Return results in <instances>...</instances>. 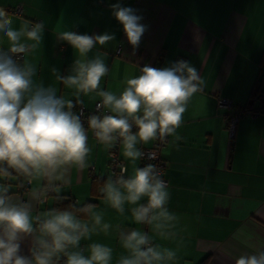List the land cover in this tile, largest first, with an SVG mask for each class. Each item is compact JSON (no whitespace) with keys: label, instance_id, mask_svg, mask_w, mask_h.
Returning <instances> with one entry per match:
<instances>
[{"label":"clouds","instance_id":"1","mask_svg":"<svg viewBox=\"0 0 264 264\" xmlns=\"http://www.w3.org/2000/svg\"><path fill=\"white\" fill-rule=\"evenodd\" d=\"M109 7L137 50L148 27L143 17L119 2ZM44 30V21L15 26L13 15L0 6V264H180L178 247L157 242L179 235L180 218L168 208L169 185L157 164L137 166L156 159L138 146L168 137L180 141L177 130L194 95L204 91L205 79L181 59L161 68L145 64L138 75H125L120 90L105 89L101 84L110 68L99 48L115 34L60 30L56 37L73 49L74 60L65 73L50 68L53 82L46 85L35 59ZM58 86L70 94H60ZM84 97L95 102L87 126ZM89 133L105 151L119 147L131 164L130 172L121 164L102 178L99 188L103 203L122 217L116 225L96 204L79 199L40 207L50 194L55 203L69 200L61 187L72 169L91 166ZM14 185L24 188L27 198L16 195ZM113 231L122 249L115 258L113 247L93 240ZM235 264H264V248L240 255Z\"/></svg>","mask_w":264,"mask_h":264},{"label":"crops","instance_id":"2","mask_svg":"<svg viewBox=\"0 0 264 264\" xmlns=\"http://www.w3.org/2000/svg\"><path fill=\"white\" fill-rule=\"evenodd\" d=\"M117 2L136 9L148 26L135 51L111 15L109 6ZM18 4L21 15L11 11ZM0 6L13 15L17 27L21 20L45 22L42 50L35 59L38 78L46 85L53 82L50 68L65 73L74 60L73 49L56 37L60 30L115 34L114 41L99 48L107 53L110 68L101 84L105 89L120 90L125 75H138L145 64L161 68L183 59L196 67L206 87L194 95L184 113L177 130L182 139L173 142L168 137L160 151L167 163L168 208L180 218L179 235L173 241L157 242L178 247L180 264H235L240 255L264 248V112L242 117L230 141L224 120L227 110L217 105V97L246 105L255 80L264 79V0H0ZM58 87L60 94H70ZM83 99L84 107H93L94 101ZM250 103L259 107L257 100ZM89 144L93 145L91 166L72 169L68 183L61 187L69 200L55 203L50 194L40 207L79 199L96 204L105 220L116 225L122 217L103 203L99 192L102 178L106 179L107 151L91 133ZM119 156L130 172L131 164L124 161L120 149ZM13 191L27 198L19 185ZM125 215H129L127 205ZM115 237L113 231L93 240L113 247L115 258L122 252Z\"/></svg>","mask_w":264,"mask_h":264},{"label":"built area","instance_id":"3","mask_svg":"<svg viewBox=\"0 0 264 264\" xmlns=\"http://www.w3.org/2000/svg\"><path fill=\"white\" fill-rule=\"evenodd\" d=\"M11 11L15 15H20L21 11H22V7H21V5L18 4L15 7H13V9ZM217 105L219 107H222V108L227 110V112L224 116V120H225V127H226V131H227V136H228V139L230 141H232L234 139L236 126H237L238 121L243 116H254V115H256V112H254V111H247V110H244L242 107L233 105L232 101L228 98L217 97ZM83 111H84V118H85V126H87L86 125V117L95 111V103L91 109H87L86 107L83 106ZM134 131H135V129H134ZM166 140H164V141H159V140L153 141V142H150V145L147 147H143V146H139V147H142L148 156L154 155L156 157V159H154V160H151L148 158L141 160V167L147 163L157 164L158 167L160 168L163 179L167 182V179L164 177V170L166 168L167 163L161 157V154H160V151H161L162 147L164 146ZM107 157H108V162H107V166H106L105 177H107V175L111 172H118L119 166L121 164H123V161L119 156V147H117L111 151H107Z\"/></svg>","mask_w":264,"mask_h":264},{"label":"trees","instance_id":"4","mask_svg":"<svg viewBox=\"0 0 264 264\" xmlns=\"http://www.w3.org/2000/svg\"><path fill=\"white\" fill-rule=\"evenodd\" d=\"M262 84H264V79H259V78L256 79L250 91L248 103L244 106H239V107H242L244 110H247V111H254L256 113L259 111L264 112V88H262ZM255 100L258 101V105H259L258 108H252V104L250 103V102H254ZM235 106H238V105H235Z\"/></svg>","mask_w":264,"mask_h":264}]
</instances>
